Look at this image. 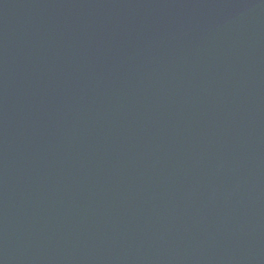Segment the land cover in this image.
I'll list each match as a JSON object with an SVG mask.
<instances>
[{
    "label": "water",
    "instance_id": "95a60500",
    "mask_svg": "<svg viewBox=\"0 0 264 264\" xmlns=\"http://www.w3.org/2000/svg\"><path fill=\"white\" fill-rule=\"evenodd\" d=\"M0 264H264V0H0Z\"/></svg>",
    "mask_w": 264,
    "mask_h": 264
}]
</instances>
